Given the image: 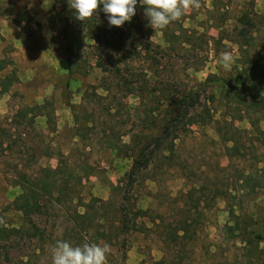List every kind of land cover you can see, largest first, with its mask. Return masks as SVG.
<instances>
[{
  "label": "rangeland",
  "instance_id": "374dc122",
  "mask_svg": "<svg viewBox=\"0 0 264 264\" xmlns=\"http://www.w3.org/2000/svg\"><path fill=\"white\" fill-rule=\"evenodd\" d=\"M200 3L155 33L139 0L119 28L0 0V264H52L60 240L107 243V264H264V0ZM44 176L57 198L27 216Z\"/></svg>",
  "mask_w": 264,
  "mask_h": 264
},
{
  "label": "clouds",
  "instance_id": "9594fccd",
  "mask_svg": "<svg viewBox=\"0 0 264 264\" xmlns=\"http://www.w3.org/2000/svg\"><path fill=\"white\" fill-rule=\"evenodd\" d=\"M77 20L86 22L100 10L105 14L110 27H122L136 15L138 0H68ZM145 10L149 26L157 31L165 30L179 21L186 13L201 7L200 0H139ZM220 62L225 69L233 63L232 54L224 52ZM111 251L107 243H84L73 245L60 240L52 249V264H107Z\"/></svg>",
  "mask_w": 264,
  "mask_h": 264
},
{
  "label": "trees",
  "instance_id": "16d2710c",
  "mask_svg": "<svg viewBox=\"0 0 264 264\" xmlns=\"http://www.w3.org/2000/svg\"><path fill=\"white\" fill-rule=\"evenodd\" d=\"M246 32H242V34H245ZM67 52H71V49L68 47L67 48ZM68 63L70 65V70H71V64H72V59L70 56H68ZM260 64V63H259ZM260 67V65H258L257 67L253 68V74L252 75H246L247 71H245V73L243 74V76L240 77V81H241V85H240V92L244 93V95H249L251 94V91L253 90V88H255L256 86H258L260 83L257 81L256 79V74H257V68ZM257 84V85H256ZM4 87V86H3ZM2 87V88H3ZM9 89L7 87H4L2 89V92H8ZM179 116V115H178ZM178 119V117H176ZM178 123V120H176ZM186 126V123H184V127ZM173 129H171V127L166 129V133H164L163 135L167 138H169L168 136L171 135V131ZM177 133V131H175ZM179 132V131H178ZM159 139L161 138L160 136L158 137ZM166 138V139H167ZM179 138V135H175L173 137V139H171V141L167 144L166 147H162L163 144H159L157 146V148H161L164 151L169 152V156H163L165 159L167 160H172V155L175 152V141ZM165 139V140H166ZM141 158H144L145 155L140 154ZM139 163H141L142 161L139 160ZM149 162V159H146L145 162V168L147 167ZM42 174H49V175H57V170H53V169H46V168H41L40 169ZM264 172V171H263ZM55 181L50 180V178L48 176H44V177H39V178H35L31 181V185H24L23 187V195H21L19 198L16 199L15 201V207L17 208V210L25 213L27 216H29L30 214L33 213H39L42 211V202L44 199L47 198V200L49 201H53L56 197V183ZM86 214L83 215H78V217L80 218H87ZM140 216H145L146 213L145 212H139L138 213ZM137 215V216H139ZM178 231H185V228L182 227L181 229H178ZM9 233H21L20 229H13L12 231H8ZM176 236H178V234H176ZM183 236H181L180 238H182ZM178 238V237H177ZM255 239L259 242H264V236H260L257 235L255 237ZM158 264H164V261L159 262Z\"/></svg>",
  "mask_w": 264,
  "mask_h": 264
},
{
  "label": "crops",
  "instance_id": "0c3cea01",
  "mask_svg": "<svg viewBox=\"0 0 264 264\" xmlns=\"http://www.w3.org/2000/svg\"><path fill=\"white\" fill-rule=\"evenodd\" d=\"M10 92V90L8 92H2V89L0 87V109L2 110L4 108V104L6 103V99L5 96L8 95V93Z\"/></svg>",
  "mask_w": 264,
  "mask_h": 264
}]
</instances>
